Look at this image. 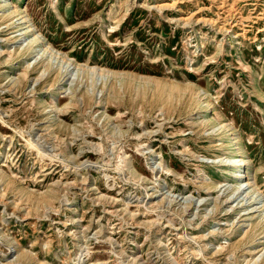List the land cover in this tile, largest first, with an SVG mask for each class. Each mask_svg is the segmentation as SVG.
<instances>
[{"label":"rangeland","instance_id":"obj_1","mask_svg":"<svg viewBox=\"0 0 264 264\" xmlns=\"http://www.w3.org/2000/svg\"><path fill=\"white\" fill-rule=\"evenodd\" d=\"M233 135L264 199V0H0V264H264Z\"/></svg>","mask_w":264,"mask_h":264},{"label":"bare ground","instance_id":"obj_2","mask_svg":"<svg viewBox=\"0 0 264 264\" xmlns=\"http://www.w3.org/2000/svg\"><path fill=\"white\" fill-rule=\"evenodd\" d=\"M3 4L5 3V0H2ZM20 23L23 24V28L29 32H31V39L27 42L26 48H32V45L38 41L39 36L35 33L34 29L32 28L31 24L27 20L25 16L20 17ZM32 28V29H31ZM39 51H46V48H43V45H40ZM37 55V54H36ZM35 56V55H34ZM196 102V101H195ZM225 125L220 124V128L223 129ZM232 134V133H231ZM235 138V136L228 137V140H232ZM231 143L237 144V139H233L230 141ZM229 145V143H228ZM238 145V144H237ZM238 152L235 156H227L224 160L222 157H218V160L220 163H224L226 167V173L229 175H232L234 178V187L235 189H239L242 194H244L245 198L251 199L254 198L256 201L255 204H261V207L264 206V199L260 197V193L256 190L254 181H250V178H247V174L244 172L243 164L246 162L245 155L243 154L242 150L239 148V145L237 148H235ZM237 172V174H236ZM231 176V177H232ZM244 198V197H243ZM245 201V200H244ZM254 210L258 209L257 207H253ZM262 212V211H261Z\"/></svg>","mask_w":264,"mask_h":264}]
</instances>
